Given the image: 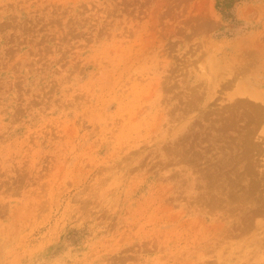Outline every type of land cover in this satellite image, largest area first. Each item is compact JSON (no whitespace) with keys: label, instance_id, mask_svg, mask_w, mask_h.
<instances>
[{"label":"rangeland","instance_id":"1","mask_svg":"<svg viewBox=\"0 0 264 264\" xmlns=\"http://www.w3.org/2000/svg\"><path fill=\"white\" fill-rule=\"evenodd\" d=\"M0 264H264V0H0Z\"/></svg>","mask_w":264,"mask_h":264}]
</instances>
